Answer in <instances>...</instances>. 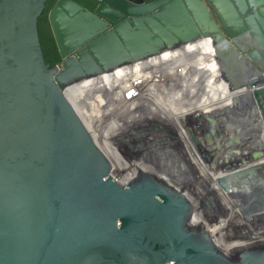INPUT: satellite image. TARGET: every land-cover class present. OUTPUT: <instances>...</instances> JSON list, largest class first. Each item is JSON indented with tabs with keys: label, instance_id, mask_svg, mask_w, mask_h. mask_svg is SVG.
<instances>
[{
	"label": "water",
	"instance_id": "95a60500",
	"mask_svg": "<svg viewBox=\"0 0 264 264\" xmlns=\"http://www.w3.org/2000/svg\"><path fill=\"white\" fill-rule=\"evenodd\" d=\"M47 1L0 0V264H264V217L222 222L264 212L262 141L253 164L234 145L222 165L234 171L215 170L195 128L150 98L134 92L125 111L97 123L88 115L95 94L82 89L86 103L71 94L100 86L113 105L117 90L103 76L210 39L217 78L253 99L264 89V0H95L94 10L58 0L48 15L62 59L54 67L38 27ZM191 56L169 61L165 100L175 112L201 110L203 91L191 103L184 81L200 69ZM221 178L244 179L235 202Z\"/></svg>",
	"mask_w": 264,
	"mask_h": 264
},
{
	"label": "bare ground",
	"instance_id": "6f19581e",
	"mask_svg": "<svg viewBox=\"0 0 264 264\" xmlns=\"http://www.w3.org/2000/svg\"><path fill=\"white\" fill-rule=\"evenodd\" d=\"M177 55L181 59H185L186 56L192 55V59L187 60V64L189 65L193 63L198 66L201 70L197 69L195 72H197L198 74L202 73L204 76L203 80L205 81V84L200 83V87L193 85V82L190 81V76L184 78V81H186L187 83L189 82L188 85H186V88L187 91L191 93V103H194V100L196 99V97H193V95L195 94L194 91H196L197 89H201L204 93L198 105H195L196 107L199 106L201 110H198L194 113L190 111L188 113L179 111L175 112V110L169 107L172 106V104H170L171 102L165 100L166 88H164V79L168 80V78L172 75L170 74L169 70L173 71L172 66L175 64V61L173 65L169 64V61H171L173 58H176ZM157 62L161 64L164 63V65H161L157 68L156 66H154L153 68L156 69V73L152 74L149 67H152V65L154 63L156 64ZM178 62L181 63L180 60ZM183 65L188 66L186 64ZM185 66H183V68ZM183 68L180 69V72L184 74ZM187 71L185 72L187 73ZM217 74H219V71L217 63L214 60L213 45L210 39H204L184 46L181 49L176 50L172 54L165 53L155 60L145 62L143 64H137L132 68H122L115 71L113 74L103 76L104 78H102L100 82L102 84H107L117 90L114 94L115 103H113V105L104 106V100L102 92L100 91V86L99 88H96L98 89L97 92H93L92 87L81 85L79 86L80 90L78 89V87H76L77 89L75 88L71 92V94L73 97L75 95L77 99L84 103H86V96L89 95L88 92H92L93 95L95 94L90 101L92 109H90L88 115L97 123H102V121H104L105 119V116L110 117L112 114H116L119 110L125 111L126 105L132 99H134L132 94L135 92L137 95V99L150 98L169 116L174 117V121L176 123L178 122L177 119L180 117L179 122H187V125L195 128V135L202 145L200 147V153L201 155L203 154L205 158L207 156L212 157L211 162L213 163L211 167L215 168V170H217L216 166H222L223 161H225L223 157L224 151L232 147L231 152L233 154L237 152L234 145L239 146L242 144V146L247 150V153L245 154V160L252 159L249 164H253L254 156L251 155L253 149L259 147L258 142L262 141L264 143V114H262L264 108L261 112H259L260 110H258L259 105L264 103V89L259 90L256 94H253L257 96L253 99H248L249 97L247 98V96L251 94L253 90H246L232 95L233 93H229V90L227 89V84L220 78H217ZM82 89L88 90L87 94L86 91ZM178 94L179 91L175 92V98ZM235 96L239 97L234 98ZM175 98L173 100H175ZM162 100L163 102H161ZM191 103L190 105H192ZM114 104H117L116 108ZM208 106L211 107L203 110L204 107ZM111 107H114L115 109L108 112L109 110H111ZM99 109H101L100 111H102L103 114L98 112ZM239 126H242L241 133H239ZM115 128L116 127L114 125H110L108 127L109 133L108 129L104 130V133H108L109 135H111L112 132H116V130H114ZM253 134L256 135L253 136ZM103 142L105 141L103 140ZM262 148L264 149V146H262ZM258 158L260 157L258 156L257 158H255V160H257ZM197 161L201 165L203 170H205V172L210 175L209 165L203 162L201 158ZM231 165L227 164V166H225L228 167V173L234 171L232 170L233 168L229 167ZM225 167L222 166L220 168L221 170L225 171ZM142 168H144V166H142ZM211 173L215 174L214 171H212ZM219 174H221V172ZM242 180L244 179L240 178L237 180H233L231 178H228L227 180L226 178H221L220 181L222 182V185L219 187V190L225 191L231 199L233 198L235 202L234 195L242 192L241 188H239L242 185ZM238 196L240 197V195H237V197ZM254 196H256V193L253 194V197ZM261 197L262 196L260 194H257L255 200L260 199ZM242 202L245 206L244 201ZM232 210L235 211V209ZM241 210V215H239L237 218H234V213H231L230 216L232 217L227 220H223L222 222L224 223V225L226 227H232L236 223L241 224L243 222L249 221L250 219L254 220L256 218L260 219L264 217L263 211L262 213L256 215V213L254 214L250 211H247V208Z\"/></svg>",
	"mask_w": 264,
	"mask_h": 264
},
{
	"label": "trees",
	"instance_id": "16d2710c",
	"mask_svg": "<svg viewBox=\"0 0 264 264\" xmlns=\"http://www.w3.org/2000/svg\"><path fill=\"white\" fill-rule=\"evenodd\" d=\"M57 1L58 0L47 1L46 7L38 21L39 34H40L44 57L46 62L50 63L51 67L60 65L62 63V59L60 57V53L57 48L48 20L49 12ZM74 1L89 8L90 10H93L97 5V2L95 0H74Z\"/></svg>",
	"mask_w": 264,
	"mask_h": 264
},
{
	"label": "rangeland",
	"instance_id": "374dc122",
	"mask_svg": "<svg viewBox=\"0 0 264 264\" xmlns=\"http://www.w3.org/2000/svg\"><path fill=\"white\" fill-rule=\"evenodd\" d=\"M193 71H190V70H188L187 71V73H186V75H185V77L184 78H186L187 76H190L191 78H190V81H192L193 82V85H199V83H200V80H201V78L200 77H198V75H200V74H198L197 72H195V73H192ZM192 76H197V78H195V77H192ZM195 78V79H194ZM187 83V82H186ZM189 83V82H188ZM175 88V87H174ZM179 90L178 89H176V90H174V92H178ZM186 95V91H183V90H180L179 91V97H183V95ZM181 99V98H180ZM182 102H180L178 105H185L187 102L189 103V101L187 100V102L185 101V99L184 98H182V100H181ZM182 109V108H181ZM262 170V169H261ZM261 170L259 171V172H261ZM213 171V170H212ZM213 174V173H212ZM212 176H214V174L212 175ZM251 177V176H250ZM250 180H252V177L250 178ZM250 208H251V205H250Z\"/></svg>",
	"mask_w": 264,
	"mask_h": 264
},
{
	"label": "flooded vegetation",
	"instance_id": "af4514ba",
	"mask_svg": "<svg viewBox=\"0 0 264 264\" xmlns=\"http://www.w3.org/2000/svg\"><path fill=\"white\" fill-rule=\"evenodd\" d=\"M96 7H97V5H96ZM96 7H95V8H96ZM95 8H94V9H95ZM94 9H93V10H94ZM251 49H252V48H251ZM231 73H232L233 76H235V77L237 76V75L235 74V72L231 71Z\"/></svg>",
	"mask_w": 264,
	"mask_h": 264
}]
</instances>
